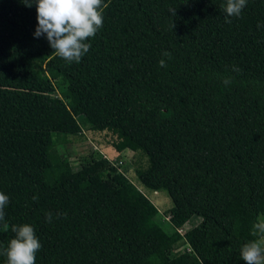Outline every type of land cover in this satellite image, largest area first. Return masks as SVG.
<instances>
[{
    "label": "trees",
    "instance_id": "trees-1",
    "mask_svg": "<svg viewBox=\"0 0 264 264\" xmlns=\"http://www.w3.org/2000/svg\"><path fill=\"white\" fill-rule=\"evenodd\" d=\"M104 3L89 52L68 63L35 38V5L0 0V250L28 224L35 264H245L264 220V0L231 23L226 0ZM84 129L108 134L117 164L74 170L60 147ZM143 188L170 198L173 232Z\"/></svg>",
    "mask_w": 264,
    "mask_h": 264
},
{
    "label": "clouds",
    "instance_id": "clouds-1",
    "mask_svg": "<svg viewBox=\"0 0 264 264\" xmlns=\"http://www.w3.org/2000/svg\"><path fill=\"white\" fill-rule=\"evenodd\" d=\"M33 5L36 6L38 21L35 38L46 37L53 53L68 63H79L89 52L91 44L86 41L95 37L103 27L102 9L108 7L104 0H26V6ZM246 5L247 0H226L223 8L225 22L231 23L227 17H239ZM159 63L161 67L167 66L164 60ZM233 71L240 70L234 67ZM223 83L230 84L231 78L224 79ZM8 203L9 197L0 192V222L5 220L4 209ZM46 220L52 221L50 212L46 214ZM11 231L15 238L10 240L7 248L0 250V255L6 257V264H35L36 254L42 245L34 228L28 224L14 225ZM252 235L258 239L243 245L241 259L245 264H264V220L253 225Z\"/></svg>",
    "mask_w": 264,
    "mask_h": 264
},
{
    "label": "rangeland",
    "instance_id": "rangeland-1",
    "mask_svg": "<svg viewBox=\"0 0 264 264\" xmlns=\"http://www.w3.org/2000/svg\"><path fill=\"white\" fill-rule=\"evenodd\" d=\"M55 96H61V90L56 89ZM84 138L76 139L74 137H70V143L67 145H63L60 147L61 153L66 155L70 162L72 163L74 170L78 171L82 165L83 158H90L94 156L96 158L105 157L110 160L114 164L116 163L113 159H117L118 153H116L111 147L107 146L104 138L108 141L110 138L107 133L96 134L88 129H84ZM133 154L128 152L123 155V159H121L118 164L119 167L128 165L127 160L134 159ZM117 164V163H116ZM143 192L147 194L149 199L159 208L160 212L156 218V221L168 232H173L176 228L171 224L169 220V216L167 215V211L172 208V202L166 193L159 192L155 194L151 191H148L143 188ZM201 222L200 218H193L189 220L186 225H184L179 232L184 235L186 232L197 226ZM188 248V245L183 240L175 245L174 253L184 251Z\"/></svg>",
    "mask_w": 264,
    "mask_h": 264
}]
</instances>
